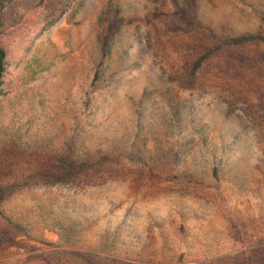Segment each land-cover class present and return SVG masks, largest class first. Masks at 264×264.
<instances>
[{
    "label": "rangeland",
    "instance_id": "1",
    "mask_svg": "<svg viewBox=\"0 0 264 264\" xmlns=\"http://www.w3.org/2000/svg\"><path fill=\"white\" fill-rule=\"evenodd\" d=\"M0 18V264H264V43L222 46L264 34V0H0Z\"/></svg>",
    "mask_w": 264,
    "mask_h": 264
},
{
    "label": "trees",
    "instance_id": "2",
    "mask_svg": "<svg viewBox=\"0 0 264 264\" xmlns=\"http://www.w3.org/2000/svg\"><path fill=\"white\" fill-rule=\"evenodd\" d=\"M112 34H113V25L110 24L108 25V27L105 29V32L103 33L102 39H101V62L98 65V69L95 73V77L93 80V87L98 88V86L100 85L103 73H104V66L106 61L109 59V55L111 53V41H112ZM6 35V27H5V23L4 21L0 18V88L3 82V79L5 77V74L7 72V68L9 66V54H8V50L7 48L3 45V39L4 36ZM250 42H263L264 43V34L258 33L255 35H245L239 38H234L231 40H228L227 42L224 43L225 47H238L241 45H244L246 43H250ZM101 161H105V160H101ZM99 161V164L100 162ZM62 164H65V168L67 169L68 167L71 166V164L67 163V159L62 160L61 162ZM67 163V164H66ZM88 163H85V166H89L86 165ZM220 165L217 164L212 168V177L215 179L216 183L220 182ZM70 172L67 171V174H69ZM65 177V176H63ZM61 179H64V178ZM6 198V193L5 191L0 188V203L3 202Z\"/></svg>",
    "mask_w": 264,
    "mask_h": 264
}]
</instances>
